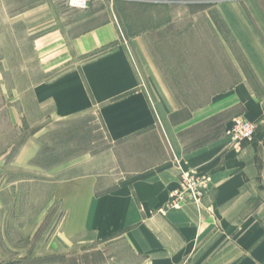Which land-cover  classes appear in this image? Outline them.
I'll list each match as a JSON object with an SVG mask.
<instances>
[{
	"label": "crops",
	"instance_id": "0c3cea01",
	"mask_svg": "<svg viewBox=\"0 0 264 264\" xmlns=\"http://www.w3.org/2000/svg\"><path fill=\"white\" fill-rule=\"evenodd\" d=\"M59 6L56 0H9V22L25 32L23 62L37 63L44 74L59 72L34 86L41 118L71 119L97 105L109 141L127 149L117 179H102L97 188L98 180L86 176L70 192L84 199L78 214L88 246H96L103 264H264V128L240 151L226 136L207 137L203 129L239 106L248 120H264V105L248 88L251 76L228 84L223 107L185 111L179 102L190 101L189 93L178 86L190 77L177 81L166 50L153 54L143 35L123 33L119 12L79 30ZM171 23L156 25L153 37L161 36L151 44L185 35L164 28ZM191 171L210 179L206 196L198 206L168 207L181 174Z\"/></svg>",
	"mask_w": 264,
	"mask_h": 264
},
{
	"label": "rangeland",
	"instance_id": "374dc122",
	"mask_svg": "<svg viewBox=\"0 0 264 264\" xmlns=\"http://www.w3.org/2000/svg\"><path fill=\"white\" fill-rule=\"evenodd\" d=\"M56 1L75 29L119 12L123 33L143 35L153 54L166 50L177 81L184 82L182 74L190 77L178 86L189 93L190 101L179 102L185 111L207 114L223 107L229 103L228 84L246 74L253 81L248 88L264 105V0H95L87 10L71 9L68 0ZM171 21L164 28L185 35L151 44L161 36L153 37L156 25ZM24 34L21 23L9 22V0H0V264H103L80 229L79 204L84 199L70 198V192L76 183L84 185L86 176L98 180L93 183L97 188L105 185L102 179H117L124 172L127 149L109 141L97 105L71 119L41 118L34 86L59 72L44 74L37 63L28 67L23 62ZM241 108L208 120L203 127L207 137L226 136L239 151L255 141L264 120H248ZM237 117L256 130L251 141L235 146L228 131ZM71 212L76 213L72 220Z\"/></svg>",
	"mask_w": 264,
	"mask_h": 264
},
{
	"label": "built area",
	"instance_id": "2783aa9c",
	"mask_svg": "<svg viewBox=\"0 0 264 264\" xmlns=\"http://www.w3.org/2000/svg\"><path fill=\"white\" fill-rule=\"evenodd\" d=\"M95 0H68L71 9L87 10ZM231 128L228 131L230 141L233 145H242L251 141L255 136L256 127L243 119L237 117L232 120ZM210 187V179L207 176H200L195 172L181 174L180 188L171 197L168 207H176L183 201L188 200L199 205L206 196Z\"/></svg>",
	"mask_w": 264,
	"mask_h": 264
}]
</instances>
